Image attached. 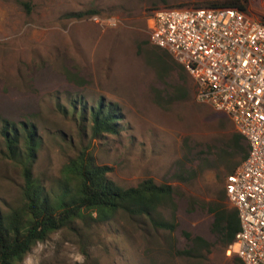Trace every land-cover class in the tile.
<instances>
[{"label": "rangeland", "instance_id": "374dc122", "mask_svg": "<svg viewBox=\"0 0 264 264\" xmlns=\"http://www.w3.org/2000/svg\"><path fill=\"white\" fill-rule=\"evenodd\" d=\"M223 1L0 0V129L2 119L35 126L33 174L53 184L68 157L85 147L117 185L168 184L175 205L158 207L176 223L172 231L120 212L84 230L52 233L21 264H242L216 242L207 209L212 200L233 207L222 193L228 173L209 165L235 128L225 113L195 99L188 72L170 62L160 73L147 57L163 52L148 40L155 11ZM244 1L251 17L264 18V0ZM109 17L115 24L105 23ZM100 99L115 109V130L92 135L89 119L75 111L78 101L88 110ZM4 153L0 134L3 211L19 205L22 184ZM184 232L203 237L209 250L178 254L191 245Z\"/></svg>", "mask_w": 264, "mask_h": 264}, {"label": "trees", "instance_id": "16d2710c", "mask_svg": "<svg viewBox=\"0 0 264 264\" xmlns=\"http://www.w3.org/2000/svg\"><path fill=\"white\" fill-rule=\"evenodd\" d=\"M197 7L236 9L250 16L244 0L209 2ZM259 20L264 24V18ZM158 48L163 52L150 51L147 57L152 63L159 62L156 68L160 73L171 68L170 62L175 63L177 70L186 71L166 49ZM77 105L79 111L75 112H79L80 119H89L92 135L115 130V109L102 99L89 106L88 110L84 103L78 101ZM1 121L4 155L19 167L22 184L19 205L4 211L0 209V264H21L36 243L46 240L52 233L84 230L90 223L109 220L120 212L128 217H147L155 228L175 229L174 220L163 218L158 210L159 206L167 203L172 209L175 207L170 185H158L146 179L136 186L121 187L108 178L109 167L98 165L84 147L68 157L55 182L47 186L33 174V162L40 145L35 126L25 121ZM247 152L248 143L244 136L232 131L227 138L220 140L215 153L217 159L209 166L230 174L244 161ZM203 160L208 159L204 157ZM222 193L225 194V189ZM207 209L212 214L211 233L216 242L227 247L240 228L237 210L219 200L210 201ZM78 223L81 224L79 228ZM184 234L191 245L177 250L178 254L198 256L202 250H209L211 243L203 237Z\"/></svg>", "mask_w": 264, "mask_h": 264}, {"label": "built area", "instance_id": "2783aa9c", "mask_svg": "<svg viewBox=\"0 0 264 264\" xmlns=\"http://www.w3.org/2000/svg\"><path fill=\"white\" fill-rule=\"evenodd\" d=\"M148 40L189 73L195 99L225 113L246 139V158L225 179L240 222L227 253L264 264V24L236 9L165 7L153 14Z\"/></svg>", "mask_w": 264, "mask_h": 264}]
</instances>
